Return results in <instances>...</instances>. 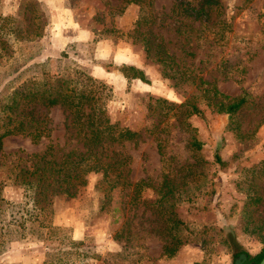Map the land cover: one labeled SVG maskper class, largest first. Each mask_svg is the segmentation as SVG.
<instances>
[{
	"label": "rangeland",
	"instance_id": "obj_1",
	"mask_svg": "<svg viewBox=\"0 0 264 264\" xmlns=\"http://www.w3.org/2000/svg\"><path fill=\"white\" fill-rule=\"evenodd\" d=\"M23 1L0 0V13L19 19ZM38 1L44 10L43 34L30 42L11 43L10 52L5 58L0 57V92L14 89L43 71L46 79L57 80L71 77L76 66L87 68L95 78L112 86V95L104 104L110 122L138 134L135 140L115 146L129 157L120 167L129 172L133 184L140 178H149L152 184L160 181L163 164L158 142L171 168L194 163L187 146L190 134L194 133L203 143L197 151L201 161L196 162L202 175L194 177L196 183L189 184L187 194L176 206L163 208L182 219L193 230L194 239L181 246L174 257H160L162 240L156 232L158 223L151 208L142 204L131 206V185L114 189L109 204L99 209L103 192L97 188L96 173L88 175L87 184L79 188L76 196L55 195L47 203L34 206L32 191L19 179L20 169L32 164L30 155L41 152L49 141L54 143L58 154L82 148L75 131L68 127L66 112L61 106H54L48 112L52 127L49 138L37 144L20 134L3 139L0 226L3 225L5 233L0 245V264H44L47 258H58L52 253L58 250L55 243L59 239L49 236L47 228L41 227L47 224L69 228L66 233L78 242L80 249L87 251L81 261L85 264H234L236 250L250 257L258 254L264 248V228L249 234L244 226L247 220L252 223L249 228L264 223V176L261 175L264 122L259 123L264 117V0H221L227 22L220 27L221 36L215 35L220 43L209 47L211 40H215L213 31L207 32L206 38L200 35L191 41L192 57L180 50L171 20H168L170 26L152 28L162 33L166 48L175 54L178 62L183 59L199 69L192 85H175L164 77L158 63L147 57L143 45L127 33L134 27L138 5L130 4L120 16L111 17L109 6L121 0ZM174 1L155 0L156 13H168ZM71 22L84 27L86 35L74 41L70 39L76 28ZM198 24L195 21L193 26ZM32 62L35 65H29ZM220 62L222 68H217ZM121 64L143 70L147 82L127 81ZM199 78L214 81L219 90L229 95L244 90L250 94L254 105L239 116L240 136L229 129L227 115L213 112L205 105H200L202 116H189V128L182 127L178 107L193 93ZM156 98H165L177 107L162 116L163 108ZM216 153L222 164L215 161ZM250 185L262 194L258 206L248 199ZM142 195L152 197L150 190ZM36 207L45 208L41 216ZM246 212L261 222L248 218ZM19 217L24 219L22 226ZM127 220L130 240L121 235Z\"/></svg>",
	"mask_w": 264,
	"mask_h": 264
},
{
	"label": "trees",
	"instance_id": "obj_2",
	"mask_svg": "<svg viewBox=\"0 0 264 264\" xmlns=\"http://www.w3.org/2000/svg\"><path fill=\"white\" fill-rule=\"evenodd\" d=\"M154 2L155 0H121L113 6L110 5L108 13L111 17L120 16L128 5H138L140 10L134 27L126 32L133 34L132 38L143 45L147 57L158 63L164 77L173 80L175 85H192L196 81L199 69L191 67L192 63H187L183 59L178 62L175 54L169 53L166 48L162 33L159 30L153 31L152 28L155 25L158 28L170 26L168 20H171L180 50L192 57L194 52L189 50L192 47V40L201 36L206 38L212 31L213 39L217 34L221 36L220 27L225 26L227 22L223 17L225 11L222 1L175 0L169 12H162L160 15L155 11ZM43 14L44 10L38 0H24L19 8V19L0 13V57L10 52L11 43L30 42L41 36L45 25ZM195 21L199 23L197 27L193 26ZM218 41H220L218 38L211 40L209 47L219 44ZM10 54L8 57L11 56ZM29 65H35V62ZM222 65L220 62L217 68H222ZM120 69L127 81L140 79L147 82L143 70L136 66L121 64ZM43 72L37 77L24 80L14 89H4L2 93L0 92L2 95L0 151L3 147V139L9 135L26 136L33 144L39 143L43 138H49L52 127L48 112L54 106H61L64 109L70 121L68 127L75 131L77 142L82 143V148L75 147L58 154L54 143L49 141L41 152L30 155L32 164L20 169L19 179L32 191L30 197L33 205L37 206L40 202L47 203V200L55 195H65L67 198L76 196L79 188L87 184V177L91 173L98 175L97 188L103 192L101 196L103 202L99 209H104V206L109 204L114 189L133 185L131 206L142 204L150 207L151 214L158 223L156 232L162 240L159 256L166 259L174 257L181 246L194 239L191 238L194 232L177 215H171L163 208L176 206L182 200V196L187 194L189 184L196 183L194 177L202 175L196 162L201 161L197 151L202 148L203 143L194 133L190 134L187 146L195 162L175 169L170 167L169 159L165 158L162 145L158 142L157 149L163 164L160 181L152 184L149 178H140L133 184L128 178L129 172L120 167V164L129 157L115 146H123L124 142L135 140L138 134L135 130L110 122L104 104L112 95V86L102 79L95 78L82 66H76L71 77L57 80L46 79ZM156 102L163 108L162 116H166L169 109L177 107L176 103L165 98H156ZM200 105H205L218 114L227 115L229 129L240 136L239 116L244 109L254 105V100L245 90L238 95H229L219 90L214 81L199 78L193 93L178 107V118L182 127L189 128L190 124L187 123L189 116H202L203 110ZM262 122L264 117L259 123ZM215 161L219 164L223 163L217 153ZM261 165V175L264 176V163ZM250 187L251 193L248 199L252 205L258 206L262 203V194L252 185ZM146 190L151 191V198L142 195ZM2 201L0 195V202ZM36 208L37 214L41 216L45 208ZM34 209L31 211L35 212ZM246 213L248 218L261 222L260 218L253 217L250 212ZM23 221L24 219L21 220L19 217V225L22 226ZM250 224L251 221L247 220L244 226V231L249 234L261 232L264 228V223L255 224L252 228H249ZM41 227L47 228L49 236H58L59 239L55 243V248L58 250L52 253L59 257L47 258L44 264H80L87 256V251L80 249L78 242L66 233L69 228L52 224ZM4 233L2 225L0 245ZM121 235L130 240L131 229L128 220L121 229ZM262 256H264V248L258 254L249 257L254 260V264H258Z\"/></svg>",
	"mask_w": 264,
	"mask_h": 264
},
{
	"label": "flooded vegetation",
	"instance_id": "obj_3",
	"mask_svg": "<svg viewBox=\"0 0 264 264\" xmlns=\"http://www.w3.org/2000/svg\"><path fill=\"white\" fill-rule=\"evenodd\" d=\"M234 255V264L239 262L240 264H254V260L249 257L245 252L236 250Z\"/></svg>",
	"mask_w": 264,
	"mask_h": 264
},
{
	"label": "crops",
	"instance_id": "obj_4",
	"mask_svg": "<svg viewBox=\"0 0 264 264\" xmlns=\"http://www.w3.org/2000/svg\"><path fill=\"white\" fill-rule=\"evenodd\" d=\"M53 11H54V8H53ZM55 14V12H53ZM71 24H74L73 27H76L75 30L69 35V38L70 39H73L74 40H77V39H80L79 37L82 36V35H86V30L84 29V27L80 26L79 24H75V23H72ZM66 35V34H65ZM69 39V40H70ZM122 76V75H121Z\"/></svg>",
	"mask_w": 264,
	"mask_h": 264
},
{
	"label": "water",
	"instance_id": "obj_5",
	"mask_svg": "<svg viewBox=\"0 0 264 264\" xmlns=\"http://www.w3.org/2000/svg\"><path fill=\"white\" fill-rule=\"evenodd\" d=\"M237 264H240V263L237 262ZM258 264H264V256H262V258L260 259V261L258 262Z\"/></svg>",
	"mask_w": 264,
	"mask_h": 264
}]
</instances>
